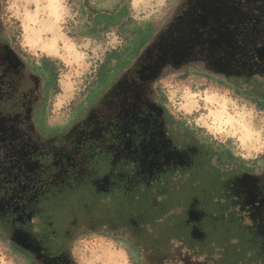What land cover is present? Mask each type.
<instances>
[{
    "label": "trees",
    "instance_id": "1",
    "mask_svg": "<svg viewBox=\"0 0 264 264\" xmlns=\"http://www.w3.org/2000/svg\"><path fill=\"white\" fill-rule=\"evenodd\" d=\"M0 24V42L7 41ZM0 78V118L20 115L24 107L18 101L29 88V78L14 81L15 89L11 85L2 89ZM210 80L224 84L218 78ZM247 94L262 97L264 92ZM92 107L88 103L79 117ZM256 107L264 109V101ZM171 115L174 136L181 135L184 148L190 144L197 151L185 165L150 173L140 172L126 157L115 159L109 150L96 146L100 141L96 139L72 143L85 146L88 153L84 158L78 149L77 158L83 163L79 169L65 166L48 147L34 151L26 161L2 149L0 138V203H8L0 213V233L10 247L26 264H35L30 251L10 240L14 228L53 257L69 253L82 230L102 231L106 225L126 243L134 264H258L253 249L260 240L257 225L229 191L227 181L242 172L263 171L264 159H243L226 143L201 135ZM69 126L50 135L61 134ZM103 177L105 185L95 186V180ZM15 203L26 208L22 220L14 217ZM194 227L201 234L194 233Z\"/></svg>",
    "mask_w": 264,
    "mask_h": 264
},
{
    "label": "rangeland",
    "instance_id": "2",
    "mask_svg": "<svg viewBox=\"0 0 264 264\" xmlns=\"http://www.w3.org/2000/svg\"><path fill=\"white\" fill-rule=\"evenodd\" d=\"M92 1L0 0L2 30L7 34L14 54L44 78L43 106L35 113V123L42 130L44 139L51 131L74 123L88 103L89 106L95 105L97 99L89 100L94 92L98 93V86L104 85L106 89L127 75L133 63L146 53V47L171 23L182 0H139L124 15L112 17V20L97 18L105 13L93 12L90 9ZM112 14L114 11L109 10L107 15ZM83 23H87L88 28ZM152 23L156 30L148 36L145 44L137 47L141 37L138 34L145 32L146 26ZM27 27L30 28L29 39L26 38ZM53 32L57 33L56 49L49 51L52 55H48L42 45L49 43ZM180 51H174L172 62L181 61L183 55ZM175 65L156 73L150 80L152 89H156L157 96L169 111L201 135L226 143L235 155L258 162L264 159V109H258L236 90L206 79L199 69L185 71L179 69V64ZM37 111L40 113L36 118ZM0 128L1 133L8 131V136L11 134L16 138L18 152L25 158L52 143H40L36 131L29 125L19 130L11 120H6L3 124L0 122ZM75 131L69 139L76 137ZM69 139L58 150L59 161L83 169V163L76 157L78 148L75 151L69 145ZM80 150L87 158L85 149ZM96 185L102 187L104 181H98ZM7 204L0 203V213ZM13 209L18 220L26 217V208L22 204L15 203ZM10 240L35 250V245H30L18 228H14ZM123 244L126 245L124 241ZM127 250L129 264H134L128 247ZM78 255H82L80 250L72 245L65 258L53 262L42 260L39 264H76ZM0 264H26L1 233Z\"/></svg>",
    "mask_w": 264,
    "mask_h": 264
},
{
    "label": "flooded vegetation",
    "instance_id": "3",
    "mask_svg": "<svg viewBox=\"0 0 264 264\" xmlns=\"http://www.w3.org/2000/svg\"><path fill=\"white\" fill-rule=\"evenodd\" d=\"M173 16V20L161 31L159 38L152 41L150 47H146V53L133 63L120 82L102 91L97 103L74 123L69 124L66 131L50 135L51 131L47 139H41L42 130L35 123L36 110L44 102V78L27 62L16 57L9 39L2 40V89L10 85L15 89L14 81H19L21 76L28 77L30 84L18 101V105L21 103L24 107L23 113L2 114L0 122L3 124L4 121L11 120L19 130L31 126L40 143L52 142L48 150L59 155V158L58 150L64 147V142L76 130V137L68 140L69 145L74 141L90 143L93 139L100 140L96 146L109 150L115 159L126 157L135 162L140 172L150 173L163 167L187 164L190 155L197 148L190 144L184 148L181 135L174 136L171 112L157 96L156 89H152L150 80L156 73H162L169 66L179 64V69H199L203 75L209 77L206 78L208 80H224V84L217 83L220 86L244 91V97L255 106L264 101V94L262 97L247 94L257 93L258 90L264 92V0H182ZM176 49H181L180 53L183 55L178 63L171 61ZM39 113L37 111L36 118ZM7 134L8 131L0 132L2 148H9L10 154L21 156L18 152L19 146L16 147V138ZM72 146L75 151L76 148H86ZM29 156L21 157L28 161ZM78 156L76 153V157ZM29 166L30 163L27 164L28 169ZM65 166L79 168L73 164ZM98 181H104L105 185L106 178L95 180L94 185L100 188L96 185ZM227 184L248 218L257 225L260 240L253 249L258 264H264V170L259 173L236 174ZM193 218L197 219V213L193 212ZM193 231L201 234L196 227ZM22 235L28 239L30 245H35V250L17 244L33 254L35 264L42 260H61L69 254L48 257L41 252L35 241L24 232Z\"/></svg>",
    "mask_w": 264,
    "mask_h": 264
},
{
    "label": "clouds",
    "instance_id": "4",
    "mask_svg": "<svg viewBox=\"0 0 264 264\" xmlns=\"http://www.w3.org/2000/svg\"><path fill=\"white\" fill-rule=\"evenodd\" d=\"M73 247L82 254L76 257V264H129L126 245L106 225L102 231L82 230Z\"/></svg>",
    "mask_w": 264,
    "mask_h": 264
},
{
    "label": "crops",
    "instance_id": "5",
    "mask_svg": "<svg viewBox=\"0 0 264 264\" xmlns=\"http://www.w3.org/2000/svg\"><path fill=\"white\" fill-rule=\"evenodd\" d=\"M139 0H93L91 2V7L90 9L93 12H96L98 14L100 13H105V14H100L97 16V18L101 19V18H106V19H111L113 18H118L122 15H124V13H126L128 10H130L131 6H135L137 4ZM125 2L127 3V5H125ZM111 10L112 12L114 11V14H112L110 17L107 15L108 11ZM83 26L88 28L87 23H83ZM148 29L144 32L142 31L140 34H138L140 37V40L138 41L137 47H139V45L141 44H145V41L147 40L148 36H150V34L156 30L154 29V25L153 23L150 25L146 26ZM43 51L46 52L45 49L42 48ZM48 55H52V53L50 52H46ZM188 71V70H185ZM111 75L113 74V72L110 73ZM104 86V85H103ZM100 85V87L98 86V93L104 91L105 87H103ZM95 92L94 95L91 97L90 100H92V98L95 96ZM89 100V101H90Z\"/></svg>",
    "mask_w": 264,
    "mask_h": 264
},
{
    "label": "bare ground",
    "instance_id": "6",
    "mask_svg": "<svg viewBox=\"0 0 264 264\" xmlns=\"http://www.w3.org/2000/svg\"><path fill=\"white\" fill-rule=\"evenodd\" d=\"M57 1H60V0H55V2H57ZM26 31H27L26 32V38L29 39V37H30V32H29L30 31V28L27 27L26 28ZM53 33L54 34L50 38L49 43L42 45V48L45 49V50H47L48 52L49 51H55V49H56L55 42H56V39H57V33H55V32H53Z\"/></svg>",
    "mask_w": 264,
    "mask_h": 264
}]
</instances>
